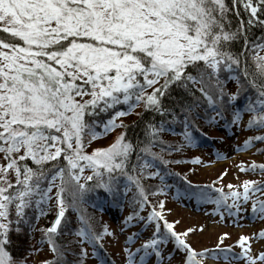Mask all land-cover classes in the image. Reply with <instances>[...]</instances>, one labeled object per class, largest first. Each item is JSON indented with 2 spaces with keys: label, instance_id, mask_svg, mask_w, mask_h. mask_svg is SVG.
<instances>
[{
  "label": "snow or ice",
  "instance_id": "snow-or-ice-1",
  "mask_svg": "<svg viewBox=\"0 0 264 264\" xmlns=\"http://www.w3.org/2000/svg\"><path fill=\"white\" fill-rule=\"evenodd\" d=\"M233 17L238 18L235 25ZM262 17L264 0H0V264H33L44 245L50 255L38 264H85V245L92 248L96 264H112L102 240L114 234L106 226L103 232L94 231L83 215L73 229L65 215L94 187L118 196L113 173L127 175L125 166L137 147L122 132L107 149L86 153V139L100 135V122L91 119L99 113L109 114L102 123L105 132L127 129L123 120L117 124L118 117L159 114V125L146 123L151 139L140 149L153 159L159 157L151 152L152 142L169 120L183 128L179 148L195 146L196 133L205 135L200 120L209 126L220 121L239 126L246 112L247 128L264 129V35L248 37L253 25L264 28ZM237 40L243 41V49L234 53ZM249 52L254 72L248 70ZM224 74L235 81V92L226 90ZM249 88L255 89L256 99L237 105ZM254 141L264 142V134L250 137L244 147ZM150 166L152 161L145 159L140 168ZM256 167L264 174V165L250 166ZM86 168L92 174L84 176ZM94 177L93 185L81 182ZM128 179L136 183L140 197L133 203L142 209L148 203L144 188ZM160 179L163 183L164 176ZM185 181V195L215 203L221 218L226 212L238 221L251 201V218L264 219V181L246 180L242 191L233 185L227 193L216 189L215 198L207 186ZM52 204L55 219L37 228ZM163 208L161 202L160 210L153 208L147 217L134 212L125 219V226H135L133 220L154 222L150 239L135 252L125 249L126 264H144L151 256L166 264L172 254L166 257L161 246L169 240L186 253L184 264H204L206 259L264 264V251H253L254 243L264 242V228L240 235L239 253L232 251L233 245L221 247L223 238L216 250L197 252L183 238L187 232L174 230ZM34 232L40 233L39 240ZM12 234L26 244L19 256L9 251Z\"/></svg>",
  "mask_w": 264,
  "mask_h": 264
},
{
  "label": "trees",
  "instance_id": "trees-1",
  "mask_svg": "<svg viewBox=\"0 0 264 264\" xmlns=\"http://www.w3.org/2000/svg\"><path fill=\"white\" fill-rule=\"evenodd\" d=\"M240 19L246 20L247 16L242 15ZM262 19H264V17H262ZM237 21V17L232 18L233 25H235ZM262 35H264V28L260 27L259 25H253L248 31V37L250 41L256 40ZM249 47H251V45H249ZM242 49V40H237L231 47V51H233L234 53L239 52ZM260 55H264V51H260ZM247 61L249 65L248 70L250 72H254L255 65L252 59L251 52L247 54ZM222 79H224L225 81V87L227 91H236V83L234 80L229 78L228 74H224L222 76ZM179 91L180 90H177V92ZM175 95L176 93H173V96ZM249 97L252 100L256 99L255 89L249 88L246 92L242 93L237 101V105H243L247 103V98ZM118 107L123 108L124 106L121 105ZM201 111L203 110L201 109ZM136 112H142V109L137 108ZM108 115V113H99L91 119L95 120V118H97L98 120H103L108 118ZM249 115V113L245 112L243 113L242 118ZM122 118L125 120L124 124L128 126L127 129L122 128V132L125 133L126 139L133 145H137V147H135L134 151L129 157L128 164H126L125 172L127 173V175L120 174V176H117V187L119 188V194L118 196H112L107 193L102 187H94L91 191L86 192L84 194L82 203L78 201L75 209L69 208L66 211L65 215L71 221V227L73 229H76L80 226L79 216L83 215L86 219L89 220V223H91L94 231L98 233L103 232L104 224L99 217L100 212L98 209V204L101 200L113 202L119 207H123L126 203H128L132 207L133 213H139V204L133 203L134 199L138 200L140 198L138 189L136 187V183L129 181V176L133 177L134 180H138L139 184L143 186L148 199L147 205H150L151 207L154 206L158 210H160L159 204L162 202L164 205L163 212L165 213H167L166 211H168L169 205L173 206V200L165 192L160 179V175L173 178L175 189H181V191L184 193L185 189L188 187V184H186L185 181V177L187 181H191L192 185L207 186L208 189L212 188L213 190H216L218 180L217 178L215 180L201 182L194 180L192 177V173L197 172V170L202 167L203 156L201 154V151L210 147L211 140L213 138H219L223 135L218 134V125L209 126L205 120H200L198 123L201 126V131L205 135L196 133L195 135L197 136V144L195 146H185L183 148H179V146L183 143V128L179 123H171V121L169 120V122L165 124L164 130L158 134V139L152 142L151 152L158 154L159 157L157 159H153L151 156L140 151V149L145 146L149 139H151L150 137L146 136L145 133L146 123L151 121L159 125L161 120L160 115L156 113L145 112L143 114V117L137 116L133 113ZM86 119H89V117H86ZM102 128V125H99L97 127V130L100 131L102 130ZM245 128L248 132V139L250 137L264 134V131H262L264 129L259 130L261 131L259 132L256 130H251L246 126ZM97 138L98 139L89 140L88 148L89 150H91L90 154L94 152L92 149H90L91 145L94 144L95 146L98 141L103 140V138ZM255 144L259 146L257 147L258 152H261L264 149V142L254 141L252 145ZM137 157H139V159H137ZM160 158H162L163 161H168V163H162V160ZM196 158H199V163L194 162ZM145 159L151 160L152 166L141 169L140 165L144 162ZM259 165H264V158L263 161H260ZM167 172L168 174L166 175ZM149 173H159V175H149ZM82 183H85L86 185H93L96 183V178L94 177L93 181H85ZM53 191H55V189H53ZM65 195L69 200L72 198L68 193H66ZM92 200H94V204L91 203ZM54 215L55 205L52 204L47 209V214L39 219L37 227H48L52 222ZM33 235L35 237V240H39V232H34ZM66 238L70 239L71 237ZM12 240L13 243L9 246V251L12 255L19 256L22 253L23 248L26 247V244H24L22 240L17 239L15 234H12ZM35 240H33L34 243ZM43 248L47 249V246L44 245Z\"/></svg>",
  "mask_w": 264,
  "mask_h": 264
},
{
  "label": "rangeland",
  "instance_id": "rangeland-1",
  "mask_svg": "<svg viewBox=\"0 0 264 264\" xmlns=\"http://www.w3.org/2000/svg\"><path fill=\"white\" fill-rule=\"evenodd\" d=\"M117 124H119V121H117ZM114 137V133L108 134L103 138V140L98 141L95 146L94 144H92L90 149H92L93 151L97 149H107L110 145L113 144ZM246 137L247 136L243 133V129H240L238 134L237 130L235 131V135L233 138L222 139L220 143V151L222 152L221 155L226 156V158H213V150H208L207 152H205L204 156L206 158V163L201 169H198L197 172L192 173L193 179L201 182L215 180L222 172H224L223 180L218 183L224 187L233 185V190L242 191V188L240 186L243 184V182L246 180L251 181L249 175H247L249 173L247 171L248 169L249 171L251 169L248 165H250L251 162L254 161V159L251 157L253 149H251L249 146L247 148L244 147ZM84 151L88 154L91 153V150L86 147ZM241 168H244L245 170L242 171ZM90 174H92L91 169L84 171V176ZM178 207L182 209L180 210L169 205L168 210L170 212L171 219L177 220L178 228L181 231H188L189 229H192V231H189V233L187 234V240L194 244V246L197 248L214 246L224 233H227L228 235L232 233L233 235H235V237L232 239L233 242L234 239H238V237L244 230L243 224H240L237 227H229V225L227 226V224L224 223L221 217L216 219L214 217V213L217 211V209L213 207L208 208L209 214L203 213L201 210H193L191 206L187 205ZM125 215H127V213H125ZM257 226V228H261L263 225ZM255 229L256 225L248 227V233H250L251 235L252 231H255ZM131 235H133V231L130 232L128 227L124 224L122 227H118L116 229L117 239L111 242L113 252L121 256L124 262L126 261V252L123 246H125L124 243ZM30 242L34 243L33 241ZM263 249L264 242H256L253 244V251L256 254H258ZM49 255L50 253L48 252V249L43 248L42 251L35 256L33 264H38L40 260L48 257ZM183 257H185L184 253L176 255L171 262L167 263L180 264ZM87 264L96 263L95 261H93L91 256H89ZM209 264H213V262H210Z\"/></svg>",
  "mask_w": 264,
  "mask_h": 264
},
{
  "label": "bare ground",
  "instance_id": "bare-ground-1",
  "mask_svg": "<svg viewBox=\"0 0 264 264\" xmlns=\"http://www.w3.org/2000/svg\"><path fill=\"white\" fill-rule=\"evenodd\" d=\"M91 203L94 204V200H92ZM79 223H80V221H79Z\"/></svg>",
  "mask_w": 264,
  "mask_h": 264
}]
</instances>
